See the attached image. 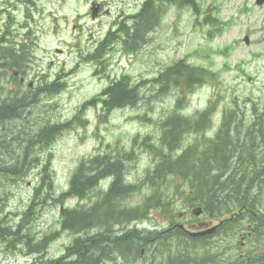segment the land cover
Listing matches in <instances>:
<instances>
[{
	"label": "rangeland",
	"instance_id": "rangeland-1",
	"mask_svg": "<svg viewBox=\"0 0 264 264\" xmlns=\"http://www.w3.org/2000/svg\"><path fill=\"white\" fill-rule=\"evenodd\" d=\"M92 1L102 4L104 12L107 11L99 20L96 18L98 6H92L94 17L91 19ZM144 1L40 0L37 7L41 12L31 14L28 29H14L12 24L11 41H19L20 37L28 39L23 69L40 74L49 82L59 79L56 93L44 95L36 93L35 89L36 100H31V106L22 110L20 127L37 128L34 134L21 130L19 141H4L0 146V160L3 161L0 167L13 170L0 181L7 185L10 181L16 183L13 195L8 196L14 197L8 202L15 212L26 209L31 198L56 199L69 190L70 178L80 162L97 154L115 155L117 151L127 157L125 161L115 155L123 162L121 170L125 184L138 189L117 201L114 207L119 210L140 208L150 192L146 184L139 185L156 163L143 140L158 145L160 120L175 111L176 101L179 100L177 112L185 117H194L210 101H215L208 118L211 121L209 132L220 122L222 114L234 110V106L257 111L264 108V43L261 42L264 40V6L255 7L254 0H194L199 9L190 11L161 3L163 13L157 26L134 52H125L119 38L121 28L132 29L131 16ZM10 16L19 20L17 14ZM113 33H116L114 41L111 42L110 37L103 42ZM245 35L250 39L249 46L242 43ZM11 46L17 50L19 45L13 43ZM93 56L97 58L93 60ZM181 60L212 72L214 78H207L190 92L169 84L164 89L162 83L152 82L158 74ZM122 76L128 77V85L137 91L139 100L134 106L109 114L101 105L83 106L84 101L97 96ZM246 114L249 115V111ZM44 118L49 121V128L53 125L60 128L48 145L37 136L42 132ZM193 137L186 136L183 142ZM263 151L264 148L258 150ZM23 153L30 163L18 166V158L21 159ZM160 186L156 184L154 188ZM35 191L40 196L34 198ZM97 193L98 188H95L83 201L68 198L58 206L51 203L42 223L53 225L61 207L68 210L87 208L96 200ZM262 200L264 206V196ZM175 205L176 210L184 212L182 203ZM189 218L180 222L189 224ZM122 226L150 230L158 226L160 230L167 228L168 223L153 225L151 220L139 217L130 225L120 223L118 229ZM72 238L70 233H64L57 244L69 245ZM179 239L174 235L169 243L182 247ZM54 246L52 244L51 249ZM248 246L246 242L245 250ZM229 251L236 255L241 252L230 245V240ZM19 262L25 264L23 259ZM106 264H144V260L140 256L133 262L124 263L120 259Z\"/></svg>",
	"mask_w": 264,
	"mask_h": 264
},
{
	"label": "trees",
	"instance_id": "trees-1",
	"mask_svg": "<svg viewBox=\"0 0 264 264\" xmlns=\"http://www.w3.org/2000/svg\"><path fill=\"white\" fill-rule=\"evenodd\" d=\"M161 3L175 5L178 8L199 9V5L194 0L144 1L138 14L133 16L132 29L121 28V32L125 35L122 44L129 52H134L143 44L147 33L157 26L159 17L163 13V6L160 10ZM4 54L8 56V61L13 62L10 67L20 66L22 55L17 51L8 47ZM96 58L97 56H93V60ZM206 76L211 75L203 69L190 67L183 61H179L158 74L152 82L162 83L164 86H160L164 89L169 84L174 87L181 86L183 90L190 92ZM51 91H56L55 86ZM104 94L109 95L101 96L112 102L110 108L134 106L139 100L137 91L128 89L125 79L106 88ZM178 107L179 100L176 101L175 111L166 119L160 120L158 145L148 139L143 140L146 148L154 154L156 163L150 173L145 176L144 181L153 192L148 196L147 204L144 201L141 208L127 210L114 208L116 201L134 194L138 188L123 183L121 158L126 161L127 157L121 155L119 151L116 156L121 158L117 159L116 164L110 163L107 156H94L82 162L74 171L69 182V195L73 197L81 199L84 193L94 189L104 178H112V182L108 193L104 194L94 206L91 205L85 211L76 208L62 213V229L78 234L95 228L93 233L96 234L95 237H99L96 243L93 237L85 240L88 257L83 263L80 258L81 241L75 238L68 250V255H75V257L69 264H103L112 255L128 261L131 256L138 253L140 248L155 240L157 244L154 253L159 261V257L172 246L169 241L175 234L173 230L171 233L168 232L169 234H160L147 231L145 227L122 226L118 229L122 222L131 224L143 210L149 212L151 217L164 218L171 226L170 220L178 216L175 210L178 200L182 201L186 208L201 206L209 217H220L223 213H227L231 218L238 217L240 206L245 203L244 199L250 198L252 188H255L258 193L257 201L261 200L260 196L264 189V151L258 152V150L264 148L263 123L259 121L242 129L241 123H232L231 119L225 121L226 118H233L226 117L215 132L209 135L208 110L196 113L194 117H185L177 112ZM257 116L264 117L263 114ZM256 124L260 127L259 130L255 128ZM54 128L56 127H51V129ZM52 132L54 136L55 131L52 130ZM186 136L194 137L183 142ZM136 139H138L137 135ZM136 142L137 140L134 141ZM175 182L178 183L175 184ZM171 183L174 184L166 186ZM156 184H161L162 187L155 189ZM177 195L180 197L172 204L173 197ZM146 234L159 237H142ZM236 234L235 232L230 236L234 237ZM179 240L181 246L185 248L184 258L188 260L185 255L188 249L194 247L195 240L189 237ZM199 242L202 248L213 247L210 242ZM260 249L262 258L256 264H262L264 259V246ZM170 261V264H177L173 259ZM235 261L251 263L249 259L240 257H237Z\"/></svg>",
	"mask_w": 264,
	"mask_h": 264
},
{
	"label": "flooded vegetation",
	"instance_id": "flooded-vegetation-1",
	"mask_svg": "<svg viewBox=\"0 0 264 264\" xmlns=\"http://www.w3.org/2000/svg\"><path fill=\"white\" fill-rule=\"evenodd\" d=\"M40 0H0V47L3 44H9L10 42L19 45L17 51L22 55V62L19 63V67H10L13 62L8 61V56L4 54L5 49L0 48V146L4 141L17 142L21 137V130H25L29 134H34L37 128H27L26 126L20 127L22 121V110L31 106L30 101L36 100L34 90L36 93L47 95L49 93H56L59 88L58 78L53 82L46 80V77L40 76V74L29 72L23 69V65L27 61L26 45L27 40L24 37H20L19 41L10 40V31L12 24L14 29H28V24L31 20V14L33 12H41L38 9L37 2ZM98 5L97 19L104 12L103 5L97 2H90ZM10 14L19 15V20L11 17ZM99 20V19H98ZM123 26V25H122ZM74 28V27H73ZM51 64V62H50ZM22 67V68H21ZM63 77V76H62ZM60 77V78H62ZM32 78V79H31ZM55 86V92H52V87ZM112 102L107 105H111ZM42 125V132L38 134L40 141H43L46 145L59 134V128L57 125L54 129L49 128V121L44 118ZM63 127V125H60ZM55 131L54 136H52ZM37 134V133H36ZM41 143V142H40ZM18 166L20 164L30 163L27 160L26 153H23L21 159L18 158ZM111 162V159L109 160ZM3 162L0 160V163ZM33 162V160L31 161ZM44 168L43 170H45ZM12 169L0 167V176L9 174ZM5 175V176H6ZM4 176V177H5ZM14 176V175H13ZM3 177V179H4ZM2 179V180H3ZM1 180V179H0ZM9 185L0 181V264H20L19 260L23 259L25 264H69L67 257H63L68 253L69 245H58L57 243L66 233L62 229V213L67 212L68 209L61 207L57 214V221L53 224L42 223L43 215L51 203L58 206V203H62L67 200L68 193L60 194L56 199L46 196L43 200L35 198L40 196L38 191L34 193V199H30L26 209L21 212H15L14 207H9L8 200H12L14 197L12 190L16 189L13 181H10ZM98 197V195H97ZM50 202V203H49ZM84 210V208H79ZM202 214V212H201ZM239 215H242L240 212ZM244 215H248L245 213ZM253 216H256L253 214ZM225 217L213 219L212 221L205 219L203 215L192 217L188 228L185 230L194 235L193 239L206 238L207 241H213L214 251L210 254L217 259L218 256L223 255V243L226 238V230H224ZM44 225V230L40 228ZM48 226L49 228H46ZM209 227H214V230L210 233L212 236L203 234ZM252 225H248L251 229ZM249 229V230H250ZM260 231L254 228L251 232L247 233L246 242L249 244L246 249L248 258L251 263L256 264L260 260L261 252L258 248L259 240L258 235ZM93 237L94 243L99 241V237H95L96 234L90 235V233L80 234L81 238V250L80 258L82 263L88 257L86 255L87 245L85 243L84 235ZM220 235V236H219ZM218 238H220L221 249L218 250ZM55 244L53 249L51 245ZM57 244V245H56ZM223 260V258H222ZM263 263V260L262 262ZM193 264H205L203 262H194ZM217 264V263H216ZM229 264H238L231 262Z\"/></svg>",
	"mask_w": 264,
	"mask_h": 264
},
{
	"label": "bare ground",
	"instance_id": "bare-ground-1",
	"mask_svg": "<svg viewBox=\"0 0 264 264\" xmlns=\"http://www.w3.org/2000/svg\"><path fill=\"white\" fill-rule=\"evenodd\" d=\"M209 133V132H208ZM263 149V148H262ZM157 227L158 226H153V230H150V229H146L147 231H151V232H157V233H160V234H162V233H164V234H166V232H169V233H171L172 232V226H170V224L168 223V227L167 228H163V229H160V230H158L157 229ZM145 229V228H144ZM156 230V231H155ZM157 233H155V234H157ZM174 235H176V234H174ZM173 235V236H174ZM147 236V234L145 235V236H142V237H146Z\"/></svg>",
	"mask_w": 264,
	"mask_h": 264
},
{
	"label": "water",
	"instance_id": "water-1",
	"mask_svg": "<svg viewBox=\"0 0 264 264\" xmlns=\"http://www.w3.org/2000/svg\"><path fill=\"white\" fill-rule=\"evenodd\" d=\"M264 2V0H256V4L257 5H262ZM94 17V15H92Z\"/></svg>",
	"mask_w": 264,
	"mask_h": 264
}]
</instances>
